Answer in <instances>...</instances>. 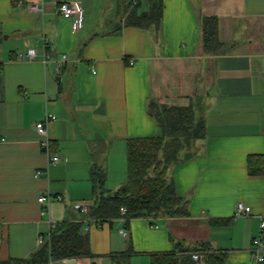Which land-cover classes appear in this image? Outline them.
I'll list each match as a JSON object with an SVG mask.
<instances>
[{"label": "crops", "instance_id": "obj_1", "mask_svg": "<svg viewBox=\"0 0 264 264\" xmlns=\"http://www.w3.org/2000/svg\"><path fill=\"white\" fill-rule=\"evenodd\" d=\"M139 1L145 11L147 0L145 10ZM65 2L83 11L77 33L58 12ZM36 4L42 13L28 9ZM209 16L218 19L219 55L203 52L200 20ZM28 49L35 61L16 58ZM149 100L192 103L205 120L193 156L167 172L189 199L190 216L86 219L77 206L92 202L91 169L102 168L105 190L115 191L127 178V140L162 135ZM46 113L57 117L48 125L57 164L34 128ZM250 155H264V0H163L160 25L146 29L124 26L117 0H0V263L29 258L51 220L82 221L90 253L50 264H113L112 256L128 252L130 264H151L153 254L180 257L200 244L224 253L226 264H250L264 214V176L248 175ZM43 194L52 197L46 215L37 201ZM239 202L253 211L237 219H244L242 244L214 247L210 231L232 226ZM220 220L228 223L211 224Z\"/></svg>", "mask_w": 264, "mask_h": 264}, {"label": "trees", "instance_id": "obj_2", "mask_svg": "<svg viewBox=\"0 0 264 264\" xmlns=\"http://www.w3.org/2000/svg\"><path fill=\"white\" fill-rule=\"evenodd\" d=\"M139 0H117L123 14V25L146 29L159 26L163 17V0H147V9L139 12ZM204 54L219 55L223 44L218 37V19L215 16L200 20ZM198 104V102H197ZM147 113L162 131L160 137L128 139L126 142L127 178L115 191L105 190V171L93 167L92 202L87 217L98 223L111 222L121 217L126 223L133 219L185 218L190 216L189 201L177 194L168 170L193 156L195 142L206 138L205 120L197 105L178 107L147 103ZM249 176H264V155L247 158ZM126 212L121 214V209ZM228 221L211 224L225 225ZM82 221L56 223L49 236L31 256L23 260H9L0 264H50L63 259L89 255ZM206 251L204 264H226V256L210 252L206 244L194 246L180 257L175 254H153L151 264H196L190 253ZM209 250V251H208ZM131 252L112 256L113 264H130Z\"/></svg>", "mask_w": 264, "mask_h": 264}, {"label": "built area", "instance_id": "obj_3", "mask_svg": "<svg viewBox=\"0 0 264 264\" xmlns=\"http://www.w3.org/2000/svg\"><path fill=\"white\" fill-rule=\"evenodd\" d=\"M28 9L36 13L43 12V8L40 4L29 5ZM58 12L64 19L71 21V30L73 33H77L83 27V11L82 9L76 7L75 3L65 2V3L60 4L58 7ZM42 41H43V48H44V52L42 56H43V61L45 62L47 58L46 48H47L48 42L45 40V38H43ZM16 58L20 61L32 62L37 59V54L34 49H28L26 51H20L16 53ZM66 59H67V56L63 54L61 56V64H63L66 61ZM61 64L55 67L56 74L61 73V70H62ZM129 64L132 65L133 62H130ZM55 120H57V117L55 115L46 113L44 115V118L36 122L34 125L35 131L39 136V141H38L39 147L42 150V152L45 154V156L48 158V162L51 164H57L61 162L62 160V158L59 155L52 153L51 139L48 134V125ZM38 175H39V172H36L35 177H37ZM51 199L52 197L49 196L48 194H43L38 198L37 201L41 205V215L48 214ZM56 199L60 200L59 197H56ZM89 207L90 206L83 205V204L77 206V210L81 214L85 215L86 219L88 220H90L87 217V214L89 212ZM125 212L126 210L122 208L121 214H124ZM252 214H253V211L250 206L239 202L235 206L233 218L238 219V218L249 217ZM257 218H258L257 235L251 241V245L249 248L250 264H264V214L257 215ZM119 220H121L122 222L126 221V219L123 217H121ZM55 225L56 223L54 221L49 220L50 229L54 228ZM50 229L46 234L44 235L42 234L38 236V239H37L38 248L42 246V244H44L45 240L48 238ZM85 230H88V228H85ZM119 232L122 236H127V232L125 231V229H121ZM205 253H207V251H203V250L193 251L190 253V257L192 261L195 262L196 264H204V257L206 255ZM63 260L68 262V261H71L72 259H63Z\"/></svg>", "mask_w": 264, "mask_h": 264}, {"label": "rangeland", "instance_id": "obj_4", "mask_svg": "<svg viewBox=\"0 0 264 264\" xmlns=\"http://www.w3.org/2000/svg\"><path fill=\"white\" fill-rule=\"evenodd\" d=\"M144 1V5L141 7L140 10L146 9V2ZM234 197L230 196L228 198L229 201H231ZM185 200H189L187 197L184 198ZM244 219L241 220H235L236 222L233 223L231 226H224V227H214L210 231L211 239L212 241H215L217 244L212 245L214 247L218 246L217 248L223 247L222 245H228V248H232V244H235L236 246H240L243 242V230L245 227ZM233 240V242H232Z\"/></svg>", "mask_w": 264, "mask_h": 264}]
</instances>
